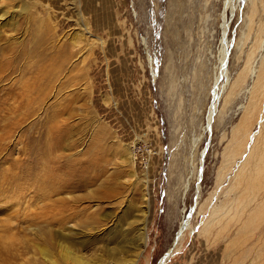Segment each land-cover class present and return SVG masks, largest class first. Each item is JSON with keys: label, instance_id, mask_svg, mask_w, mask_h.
<instances>
[{"label": "rangeland", "instance_id": "1", "mask_svg": "<svg viewBox=\"0 0 264 264\" xmlns=\"http://www.w3.org/2000/svg\"><path fill=\"white\" fill-rule=\"evenodd\" d=\"M0 14V264H264V0Z\"/></svg>", "mask_w": 264, "mask_h": 264}, {"label": "bare ground", "instance_id": "2", "mask_svg": "<svg viewBox=\"0 0 264 264\" xmlns=\"http://www.w3.org/2000/svg\"><path fill=\"white\" fill-rule=\"evenodd\" d=\"M10 1V0H9ZM5 15V14H4ZM2 18H4L3 17V15H1L0 14V20H2ZM259 45V44H258ZM8 46V45H7ZM10 46V45H9ZM3 51V50H2ZM1 51V52H2ZM5 51V50H4ZM8 52V51H7ZM10 52H11V50H10ZM3 54H6V51L5 52H2ZM6 56V55H5ZM9 60L8 61H10L11 60V62L12 63H14L15 62V60L17 59V57L18 56H16L15 54L14 55H11V54H9ZM4 58V57H3ZM224 58V57H223ZM15 59V60H14ZM263 59H264V57H263ZM3 60V59H2ZM225 61V60H224ZM4 69H11V68H5V67H3V68H1L0 69V76H1V72L4 70ZM8 72L10 71V70H7ZM7 71H5V72H7ZM256 72L253 70V69H251V76L252 77H255V74ZM264 82V62H263V66L261 67V70L259 71V74L257 75V81H256V83H255V86H254V90L256 91V90H258L259 89V87L261 86V84ZM254 93V92H253ZM211 120V115H210V117H209V121ZM188 189H189V181L188 182H186V185H185V190H184V192H185V194L188 192ZM188 225H189V222H186V226L188 227ZM185 227H181V229H180V233H179V235H177V238H176V241L174 242L175 244H174V246H173V248H171L163 257H162V259L160 260V262H159V264H166V262L168 261V259L173 255V251L175 250V248L177 247V245L180 243V241H181V239H182V234H183V229H184ZM142 235L144 236V231H142ZM141 241H142V239H140Z\"/></svg>", "mask_w": 264, "mask_h": 264}, {"label": "water", "instance_id": "3", "mask_svg": "<svg viewBox=\"0 0 264 264\" xmlns=\"http://www.w3.org/2000/svg\"><path fill=\"white\" fill-rule=\"evenodd\" d=\"M203 174V168L201 169V175ZM191 215H192V211L188 214V216L187 217H191Z\"/></svg>", "mask_w": 264, "mask_h": 264}]
</instances>
